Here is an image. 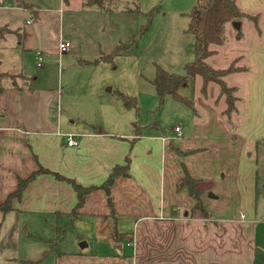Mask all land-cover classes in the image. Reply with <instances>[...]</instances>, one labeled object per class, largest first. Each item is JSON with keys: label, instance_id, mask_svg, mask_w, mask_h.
Segmentation results:
<instances>
[{"label": "crops", "instance_id": "obj_1", "mask_svg": "<svg viewBox=\"0 0 264 264\" xmlns=\"http://www.w3.org/2000/svg\"><path fill=\"white\" fill-rule=\"evenodd\" d=\"M85 1L68 0L64 4L70 8L74 2L84 5ZM15 4L13 8L29 12ZM245 7L247 10L241 8L251 15L257 13L248 10L264 14V0H247ZM26 22L31 24L33 18ZM227 39L226 35L225 42ZM15 46L22 48L21 41H16ZM212 49L218 53L207 60L213 58L212 66L217 68L227 67L241 56H233L224 66L216 59L221 49ZM242 59L238 65H244L240 64ZM247 71L248 68L232 74ZM0 72L22 74L18 80L21 88L12 85L10 79H3L0 91V203L17 190L19 178L30 177L40 167L46 169L27 184L20 197L13 198L11 210L0 211V264H257L258 260L264 264V231L258 234L254 210L249 215L242 208L238 214L226 213L235 199L248 203L255 196L259 148H254L264 134L262 123L257 121L264 122V117L258 116L257 126L248 133L235 123L238 111L230 119L223 114L227 107L225 98L217 100L220 89L213 97L209 83L207 93L201 91L202 110L193 101L196 115L192 132L184 133L180 125V135L176 131L167 136L143 131L137 136L136 130L117 123L107 127L106 119L98 121L93 115L94 107L89 105H77L84 114L80 118L72 113L68 119L62 114V118L60 112L57 117L51 116L50 91H41L45 99H40L41 93L31 86L32 82H24L23 72ZM38 78L34 76L33 80ZM68 134L75 135L78 145L68 144ZM176 147L185 152L196 151L180 156ZM127 154L130 176H117L111 187L114 210L108 204L106 191L97 188L86 195L85 203L74 216L78 196L73 183L101 185L113 167L125 163ZM182 163L197 179L208 218L199 210L187 211L196 199L186 186L177 188L184 174ZM204 188H212L215 194L206 195ZM217 202L221 209H216ZM110 215L134 221L131 253L84 249L61 252L58 244L45 237V233L54 235L65 222L74 227L84 216ZM36 222L42 243L30 238V228ZM21 231L28 235L24 244ZM78 237L83 235L78 233ZM23 246L26 254L21 257ZM39 251L38 258L34 257Z\"/></svg>", "mask_w": 264, "mask_h": 264}, {"label": "rangeland", "instance_id": "obj_2", "mask_svg": "<svg viewBox=\"0 0 264 264\" xmlns=\"http://www.w3.org/2000/svg\"><path fill=\"white\" fill-rule=\"evenodd\" d=\"M24 1L32 3L35 9L28 8L29 12H23L12 7L16 5L14 1L0 2V25L7 24L10 28L5 39H0V71L23 72L24 82H32L31 86L41 93L40 99L44 98L41 91H50L51 116L57 117L60 112L62 118L63 114L68 119L70 113L80 118L84 114L77 105L84 104L93 106V115L98 121L106 119L107 127L112 128L117 123L133 131L138 129L167 136L181 125L184 133L192 132L194 111L171 95L161 98L152 80L156 76V64L171 73L185 75V66L195 59L194 35L188 31V26L189 14L197 0H103L102 4L92 5L85 4L86 0L84 5L74 2L70 8H66L64 0ZM246 1L238 0L244 10H247ZM5 6L8 9H4ZM128 8H138L140 12H127ZM257 14L254 16L258 17V26L248 17L232 21L225 28L228 39L224 46H210L221 49L216 59H220L224 66L233 56L243 55L240 64L246 65L248 71L231 74L225 81L239 87L235 92L240 96L235 123H240L248 133L257 126L258 116L264 117V14ZM31 17L33 22L27 24L26 19ZM150 17L152 21L142 33L141 26ZM233 31L235 34L231 36ZM114 33L119 34L114 36ZM60 38L70 40L72 44L61 54ZM16 41H21L22 48L15 46ZM4 44L8 46L4 48ZM35 48L36 51L42 50L45 58L41 67L36 66ZM117 48H125V52L113 54L110 60L100 58ZM212 59L207 60L211 65L214 64ZM37 75L39 78L33 80ZM202 84L200 75L190 76L188 86L179 89L200 109ZM219 89L216 82L210 83L209 92L213 97ZM120 92L135 96L137 106L126 105ZM243 116H246L245 120L240 121ZM257 122L262 123L264 133V122ZM234 127L237 129L236 125ZM257 141L254 148H259L256 150L258 182L255 196L248 203L235 199L230 202L226 213L238 214L242 208L249 215L254 210L260 234L264 231V134ZM203 191L206 195L215 194L212 188ZM217 205L216 209H221L219 202ZM76 222L74 227L67 222L61 225L62 240L65 239L63 244L62 240L58 243L61 252L84 249L87 252L131 253L130 244L135 236L133 220L126 217L116 219L110 215L84 216ZM30 232L31 241L42 243L37 222L31 226ZM78 233L83 237H78ZM47 234L45 237L57 244L58 230L50 237ZM20 235L24 244L28 235L24 231ZM84 241L87 245L82 247ZM116 245L123 248H116ZM25 248L23 246L19 253L21 257L26 254ZM9 254L13 255L12 252ZM39 255L40 251L33 256L38 258Z\"/></svg>", "mask_w": 264, "mask_h": 264}, {"label": "trees", "instance_id": "obj_3", "mask_svg": "<svg viewBox=\"0 0 264 264\" xmlns=\"http://www.w3.org/2000/svg\"><path fill=\"white\" fill-rule=\"evenodd\" d=\"M7 0H0V2H6ZM17 4L23 6L24 8L33 9L34 5L32 3L25 2L24 0H11ZM65 2L68 0H64ZM102 4L103 0H87L86 4ZM127 12H140V9L133 10L128 8ZM149 11V15H151ZM190 22L188 26V31L194 35L195 43V59L188 63L185 66L186 74H175L171 73L161 65L156 64V76L152 80L157 92L164 99L166 95H171L174 100L184 103L189 106L193 111H196L194 102L192 99L181 94L179 89L186 87L189 84V77L200 75L203 79V84L201 91L206 94L208 89V84L211 82H216L219 87V95L217 100L225 96V101L227 107L223 110V114L227 115L228 119L231 118L234 111H238L237 103L239 98L235 92L239 90V87L236 85H228L225 81V77L229 74L235 72H242L247 70L245 65H238L237 63L242 59V55L236 57L231 61L227 67H214L208 63L207 59L218 53V50L212 49L211 44L222 45L226 40L225 28L228 22L238 21L243 17H248L254 20L258 26V17L251 15L248 12H245L238 4L237 0H197L196 4L193 6L190 14ZM152 19L141 26V32L144 33L147 26L151 23ZM10 28L7 25H0V36L4 37ZM125 52V48L114 49L111 53L103 54L100 58L102 60H110L113 54H120ZM22 77L21 73H10V72H0V91L3 90L2 80L10 79L12 85L21 88V85H18V80ZM121 98L124 100L128 106H137V99L135 96L129 94H124L120 92ZM137 136H140L141 131L136 130ZM136 138V137H135ZM133 141V140H132ZM176 150L180 156L194 153L196 150L182 151L180 148L176 147ZM184 174L178 182L177 188L186 186L189 190L190 195L194 196L196 199L195 205L188 209L187 211L194 212L199 210L203 213L204 217H209V212L205 209L202 200V191L197 185V179L194 178L185 163H182ZM45 172L46 169L40 167L36 170L30 177L24 179L19 178L18 188L15 192L10 193L8 197L0 203V211L7 212L12 209V200L15 196H21L27 184L34 179L37 174ZM59 177L60 174L56 173ZM130 176V154H127L125 158V163L117 164L113 167L109 173L108 178L101 185H91L83 186L78 183H73L74 188L77 192L78 200L75 208L73 209V214L76 216L78 214L79 208L85 203V197L91 191L102 188L106 191L108 196V204L114 210V204L111 195V187L117 176ZM58 236L55 243H59L63 238V230L58 229ZM55 244V245H57Z\"/></svg>", "mask_w": 264, "mask_h": 264}, {"label": "built area", "instance_id": "obj_4", "mask_svg": "<svg viewBox=\"0 0 264 264\" xmlns=\"http://www.w3.org/2000/svg\"><path fill=\"white\" fill-rule=\"evenodd\" d=\"M32 19H29L28 22H31ZM71 42L69 40H64V39H60V42H59V53H63V52H66L70 47H71ZM35 56H36V62H37V66L38 67H41L45 61V58H44V55H43V52L38 50L36 51L35 53ZM175 131L177 133H181V126L178 125L175 127ZM68 137V144L69 145H78V141L76 140L75 138V135L74 134H68L67 135ZM163 139H166L163 137Z\"/></svg>", "mask_w": 264, "mask_h": 264}, {"label": "water", "instance_id": "obj_5", "mask_svg": "<svg viewBox=\"0 0 264 264\" xmlns=\"http://www.w3.org/2000/svg\"><path fill=\"white\" fill-rule=\"evenodd\" d=\"M118 34H119V33H114V36H117ZM86 245H87V243H86L85 241L81 243V246H82V247H85Z\"/></svg>", "mask_w": 264, "mask_h": 264}]
</instances>
